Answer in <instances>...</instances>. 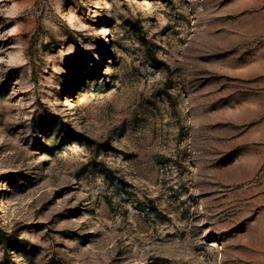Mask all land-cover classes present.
Here are the masks:
<instances>
[{"label": "rangeland", "instance_id": "1", "mask_svg": "<svg viewBox=\"0 0 264 264\" xmlns=\"http://www.w3.org/2000/svg\"><path fill=\"white\" fill-rule=\"evenodd\" d=\"M0 264H264V0H0Z\"/></svg>", "mask_w": 264, "mask_h": 264}]
</instances>
